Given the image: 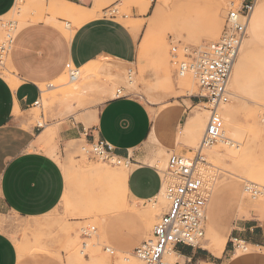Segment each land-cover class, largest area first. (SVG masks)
I'll return each mask as SVG.
<instances>
[{
    "label": "rangeland",
    "instance_id": "1",
    "mask_svg": "<svg viewBox=\"0 0 264 264\" xmlns=\"http://www.w3.org/2000/svg\"><path fill=\"white\" fill-rule=\"evenodd\" d=\"M104 1L106 6H111L106 13L99 10L95 17L81 22L75 16L86 17L87 11L66 8L53 0H17L10 13L0 18V43L10 40L21 28L33 22L56 26L68 38L72 34L71 28H78L96 18H113L129 26L131 9H139L142 0ZM157 1L162 5L161 20L150 42L140 48L137 65H122L113 60L92 62L79 69L80 75L74 82H70L64 73L51 87L40 86L41 104L29 113L32 123L44 126L48 112L56 109L76 111L90 104L101 105L115 97L117 91L123 90L122 95L138 98L152 115L179 106L187 108L186 118L192 111L200 114L204 111V128L199 136L186 137L180 129L177 151L163 157L156 156L159 162L153 165L163 174L170 155L192 159L210 113L204 102L198 99L200 91L194 80L189 75L184 78L176 76L171 48L197 47L217 41L229 3L233 0H155L153 5ZM254 19L264 22V0H259L256 5L233 67L229 102L218 111L223 121L225 141L232 143L233 148L246 149L240 159L232 160L225 151L230 147L223 140L202 152L208 166L201 168L206 173L211 193L206 207L204 238L192 249L195 254L211 257L206 245L219 238L226 240L224 251L227 254L249 250L241 242L246 234L242 230V220L249 218L254 209L262 208L264 211V191L255 197L246 191L250 185L264 190V35L259 39L251 38L249 28ZM10 71L5 61L1 73L11 78ZM188 99L193 101V105L189 106ZM72 104L74 109L69 108ZM233 129L238 132L236 136H224L225 130ZM69 147V155L63 160L59 158L66 164L68 187L60 207L38 219L15 215L0 218V227L12 239L17 252L18 248L24 252L20 261L35 262L37 258L46 256L57 259L60 264H95L94 259L102 264H128L124 263V258L130 261L129 264H143L132 251H119L110 244L106 233L108 219L117 214L120 201V189L113 181L110 186L108 178L113 179L129 168L92 159L87 154L89 148L86 144L70 143ZM167 207L162 191L146 205L144 226L147 235L144 241L149 240L153 226ZM92 228L95 230L91 231ZM106 248L113 255L107 253ZM165 259L170 263L177 261L170 255Z\"/></svg>",
    "mask_w": 264,
    "mask_h": 264
},
{
    "label": "crops",
    "instance_id": "2",
    "mask_svg": "<svg viewBox=\"0 0 264 264\" xmlns=\"http://www.w3.org/2000/svg\"><path fill=\"white\" fill-rule=\"evenodd\" d=\"M53 1L74 5L80 11L96 7L98 13L111 7L104 0ZM154 1L142 0L139 9H131L129 26L113 18H96L71 28L68 38L56 26L33 22L12 37L7 63L10 77L18 85L13 89L0 72V218L38 219L55 212L68 191L66 164L60 160L69 155V144L101 140L112 147L114 155L129 162V169L107 181L120 189L117 214L106 225L108 241L119 251L132 252L144 242V210L162 188V173L153 164L159 162L158 155L177 151L178 131L184 135L187 123L201 114L192 111L186 118L187 108L179 106L152 115L132 96L113 97L76 111L56 109L48 112L44 126L32 123L29 113L37 101L41 103L40 86L60 79L68 64L79 69L106 60L137 65L140 48L150 42L161 20V2L153 5ZM16 2L0 0V18L8 15ZM249 32L252 39H259L264 35V22L254 19ZM188 101L193 105L191 99ZM241 226L246 232L241 242L249 247L241 254H227L226 240L219 238L225 244L217 256L208 251L211 257L195 254L184 246L176 247L170 256L178 264H264L262 208L252 210ZM21 259L14 242L0 227V264H60L46 256L34 258L35 262L22 263Z\"/></svg>",
    "mask_w": 264,
    "mask_h": 264
},
{
    "label": "built area",
    "instance_id": "3",
    "mask_svg": "<svg viewBox=\"0 0 264 264\" xmlns=\"http://www.w3.org/2000/svg\"><path fill=\"white\" fill-rule=\"evenodd\" d=\"M258 1L233 0L229 3L225 24L217 41L197 47L171 48L176 76L184 78L189 75L194 80L200 91L198 99L204 102L210 116L192 159L174 154L169 156L161 188L168 203L167 211L153 226L149 240L133 251L143 264H178L166 261L165 257L174 253L178 246L194 249L204 238L206 207L211 190L206 173L201 168L208 166L202 152L223 139V121L218 111L229 102L233 67ZM11 41L12 38L0 43V72L7 62ZM65 73L70 81H76L80 75L79 68L70 64L66 66ZM122 91H117L115 97L128 96L122 95ZM40 104L37 101L35 106ZM87 146V154L96 161L112 166L127 167L129 164L114 155L112 147L104 141H93ZM246 191L255 197L264 190L250 185ZM83 235L88 236L87 233ZM105 251L113 255L111 250L106 248Z\"/></svg>",
    "mask_w": 264,
    "mask_h": 264
},
{
    "label": "bare ground",
    "instance_id": "4",
    "mask_svg": "<svg viewBox=\"0 0 264 264\" xmlns=\"http://www.w3.org/2000/svg\"><path fill=\"white\" fill-rule=\"evenodd\" d=\"M142 3V1L140 2V4ZM63 7H66V8H70V9H79L77 8L76 6L74 5H68V4H65ZM54 9V8H52ZM58 8H55L54 10H56ZM144 10V9H143ZM59 11V10H57ZM83 11H87V10H83ZM96 11H97V8L95 7L93 11H87L89 14L86 16V17H77L75 16V18H79L78 20H80L81 22H85L87 20H90L91 18L95 17L96 15ZM135 27H136V24H134ZM134 25L132 26V30H134ZM67 30H69V27H67ZM241 49V48H240ZM240 53V52H239ZM232 76V75H231ZM8 83L10 84V86L14 89L17 85H18V82L16 80H13L11 78H8L7 79ZM70 82H74V81H70ZM49 87H51V85H49ZM206 114H204V111L202 112L201 116H196L195 118H193L192 120H190L185 129H184V135L186 137H189L190 135H194V136H199L200 132L203 130L204 128V121L203 118ZM41 125V124H40ZM42 126V125H41ZM238 133L237 131H235V129L233 130H225L224 131V136L226 135H230V136H236ZM236 134V135H235ZM226 143V145H228L230 148H227L226 147V154L228 157H230L232 160H236V159H240L243 155H244V152H245V149L246 148H243L241 149L240 147L238 146H235L232 145V143H229V141H225L224 137L222 140L220 141H223ZM218 143V142H216ZM263 173V172H262ZM248 181H251L252 179H247ZM29 242V241H28ZM210 242V241H209ZM28 244V243H27ZM224 244H225V241L222 240V239H216V240H213L210 245L208 244V246L206 245V250H208V252H210L212 255L214 256H217L219 255L222 250H223V247H224ZM29 247V245H27ZM27 248V247H26ZM22 249V248H21ZM49 249V248H48ZM47 249V251H48ZM24 255V252H22L20 250V248H18V257L19 258H22ZM98 256V255H97ZM96 256V257H97ZM99 258V257H98ZM105 260V259H104ZM95 261V264H102V262H99L97 259H94ZM101 261V260H100ZM107 261V260H106ZM106 261H104L103 263H106ZM124 263H130V261L128 259H123ZM93 263V262H92ZM118 264H122V263H118Z\"/></svg>",
    "mask_w": 264,
    "mask_h": 264
}]
</instances>
